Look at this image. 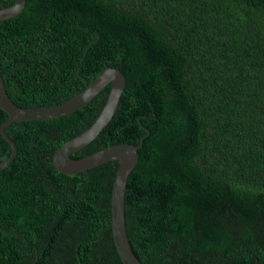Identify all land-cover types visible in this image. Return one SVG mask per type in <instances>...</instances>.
<instances>
[{"label":"trees","instance_id":"trees-1","mask_svg":"<svg viewBox=\"0 0 264 264\" xmlns=\"http://www.w3.org/2000/svg\"><path fill=\"white\" fill-rule=\"evenodd\" d=\"M106 66L125 75L118 106L71 157L138 146L124 218L139 261L264 264V0H26L0 20V75L20 107L63 103ZM109 88L58 118L5 126L16 153L0 167V264H123L119 161L72 174L53 163ZM11 152L0 134V163Z\"/></svg>","mask_w":264,"mask_h":264},{"label":"water","instance_id":"water-1","mask_svg":"<svg viewBox=\"0 0 264 264\" xmlns=\"http://www.w3.org/2000/svg\"><path fill=\"white\" fill-rule=\"evenodd\" d=\"M25 1L14 0L11 5L1 7L0 20L19 13L24 8ZM106 85H110L109 93L95 121L85 131L61 144L53 154V163L58 171L72 174L108 160L117 159L119 161L111 192L113 240L123 264H142L131 248L124 218V194L128 176L138 160V146L122 142L106 146L81 158L71 157L76 150L94 139L112 119L125 86V75L119 68L106 66L80 93L69 100L52 106L39 107H20L12 102L6 93L0 75V107L8 114V119L0 125V134L12 147L10 156L0 163V167L9 163L16 153L15 143L4 131L6 125L12 121L52 119L66 115L85 105Z\"/></svg>","mask_w":264,"mask_h":264},{"label":"bare ground","instance_id":"bare-ground-1","mask_svg":"<svg viewBox=\"0 0 264 264\" xmlns=\"http://www.w3.org/2000/svg\"><path fill=\"white\" fill-rule=\"evenodd\" d=\"M137 163V162H136ZM139 259V258H138Z\"/></svg>","mask_w":264,"mask_h":264}]
</instances>
